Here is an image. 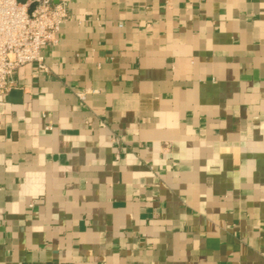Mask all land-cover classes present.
I'll return each instance as SVG.
<instances>
[{
    "label": "crops",
    "instance_id": "obj_1",
    "mask_svg": "<svg viewBox=\"0 0 264 264\" xmlns=\"http://www.w3.org/2000/svg\"><path fill=\"white\" fill-rule=\"evenodd\" d=\"M68 9L0 98V264H264V0Z\"/></svg>",
    "mask_w": 264,
    "mask_h": 264
},
{
    "label": "built area",
    "instance_id": "obj_2",
    "mask_svg": "<svg viewBox=\"0 0 264 264\" xmlns=\"http://www.w3.org/2000/svg\"><path fill=\"white\" fill-rule=\"evenodd\" d=\"M69 2L0 0V98L15 89V75L22 67L49 72L42 51L58 45L61 28L70 20Z\"/></svg>",
    "mask_w": 264,
    "mask_h": 264
},
{
    "label": "water",
    "instance_id": "obj_3",
    "mask_svg": "<svg viewBox=\"0 0 264 264\" xmlns=\"http://www.w3.org/2000/svg\"><path fill=\"white\" fill-rule=\"evenodd\" d=\"M19 2L22 4H25L27 0H19ZM21 95H22V92L17 91V90H12L9 93V95L5 97V100H8L9 102H13V103H19L21 102Z\"/></svg>",
    "mask_w": 264,
    "mask_h": 264
}]
</instances>
